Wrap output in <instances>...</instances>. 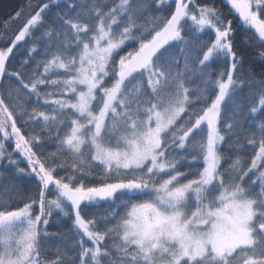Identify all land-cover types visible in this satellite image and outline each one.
<instances>
[{
    "label": "snow or ice",
    "instance_id": "obj_1",
    "mask_svg": "<svg viewBox=\"0 0 264 264\" xmlns=\"http://www.w3.org/2000/svg\"><path fill=\"white\" fill-rule=\"evenodd\" d=\"M223 4L239 44L198 0L29 2L0 32V165L36 181L21 206L0 172V264H264V0Z\"/></svg>",
    "mask_w": 264,
    "mask_h": 264
},
{
    "label": "trees",
    "instance_id": "obj_2",
    "mask_svg": "<svg viewBox=\"0 0 264 264\" xmlns=\"http://www.w3.org/2000/svg\"><path fill=\"white\" fill-rule=\"evenodd\" d=\"M31 3L32 5H40L42 3L48 2V0H0V32H7V36L11 37L14 35V33L18 30V28L22 25V23L26 20L30 9L27 7L28 3ZM198 3L201 4H213L215 7H217L222 14L224 15L225 19L232 20V25L236 29V43H240V38L245 34L243 27L240 25V22L238 20V17H234L233 15H230L229 8L225 7L223 4V0H198ZM63 3L60 5L53 4L51 6V13L55 14L57 10H59L60 7H63ZM22 10V14L19 17V19H12V17L15 16L17 11ZM168 11H174V0H171V7L168 9ZM9 22L7 29L4 28V23ZM27 46H30V42ZM24 51L23 48L20 49V52L22 53ZM19 55V53H18ZM254 52L252 49H248V56L246 59V67L248 64L255 63V66L257 68V75H259V61H254ZM214 68L216 67H222L220 65H214ZM247 121L245 122L247 126ZM9 151H12V147L8 148ZM49 151L54 150L53 145H49ZM251 153L246 154V158L250 159ZM21 167H26V164L24 162L21 163ZM0 172H4L5 181H11L12 184L16 185L19 189V192L21 193V198L16 200L17 204H20L22 206L23 199L27 196H34L36 193V181L26 175H14L12 170L9 169L8 171H5L3 169V166L0 165ZM2 183V182H0ZM102 210V209H101ZM55 219V217L53 218ZM71 226V221L68 219H64L62 223L58 224H52L49 226L50 232L60 231L63 233H67V240L61 239L60 237H55L50 241V244L55 248L56 246L63 247L65 244L70 243L72 240L71 232L69 231Z\"/></svg>",
    "mask_w": 264,
    "mask_h": 264
}]
</instances>
